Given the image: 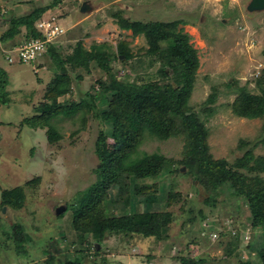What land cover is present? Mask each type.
<instances>
[{
    "label": "rangeland",
    "instance_id": "obj_1",
    "mask_svg": "<svg viewBox=\"0 0 264 264\" xmlns=\"http://www.w3.org/2000/svg\"><path fill=\"white\" fill-rule=\"evenodd\" d=\"M248 1L63 0L46 13L55 16L64 29L55 40L60 46L57 51L61 56L67 55L72 50L70 46L74 47L77 41L89 51L97 45L103 69L93 64L88 72L78 69L71 73L73 85L60 101L85 100L86 92L98 93L100 80L115 78L124 84L136 85L166 82L167 79L157 73L160 65L155 62L157 56L148 52L145 35L122 30L118 20L143 24L181 20L183 23L178 24L176 30L188 36V43L196 50L198 58L188 106L209 133L208 152L213 159L233 162L250 149L253 157L264 160V115L248 119L236 116L231 110L239 90L253 95L264 90V12L248 13ZM51 2L20 0L17 2L20 6L14 10V0H2L0 35L8 28L7 19L11 15H26L31 8L44 7ZM84 2L90 8L81 12ZM21 40L23 34L13 39L16 44ZM165 46L160 42V48ZM7 50L4 44L0 45V72L7 77L10 101L0 104V264H67L73 261L79 248L78 243L73 244L76 237L72 224L78 212V197L95 182L94 169L99 165L95 142L99 133L108 128L109 115L105 110L101 113L99 110L104 106H99V112L90 109V112H77L70 117L52 118L50 123L60 138L50 144L46 128L20 123L40 112L56 66L48 59H40L37 67L9 64ZM215 91V100L207 104L208 96ZM106 145L111 150L109 140ZM182 150L180 135L162 140L145 130L136 152L131 155L139 158L157 153L166 159V170L140 185H152L149 190L162 197L171 191L174 198L170 200L176 202L173 206L163 201L148 207L136 202L131 194V202H135L130 210H172L175 218L166 233L168 237L157 241L138 235L130 239L122 235L107 236L97 255L93 248L86 247L85 264H98L96 261L102 260L105 264H176V255L191 249L196 259H203L201 264H261L249 244L256 245L262 240L263 229L250 225L246 204L233 196L225 185L209 192L199 178L188 174L180 165ZM260 175L264 178V173ZM29 181L33 183L27 185ZM17 187L24 189L23 204L2 207V190ZM114 194L115 190H111L110 195ZM60 205L65 206V211L56 215L55 209ZM107 206L108 215H120L123 211L111 202ZM13 224H18L24 233L26 256L17 255L14 249L10 236ZM211 231L217 234L214 240ZM235 238L240 247L233 256L228 255V241L233 243Z\"/></svg>",
    "mask_w": 264,
    "mask_h": 264
},
{
    "label": "trees",
    "instance_id": "obj_2",
    "mask_svg": "<svg viewBox=\"0 0 264 264\" xmlns=\"http://www.w3.org/2000/svg\"><path fill=\"white\" fill-rule=\"evenodd\" d=\"M62 1L52 0L50 4L31 8L26 15L19 17L11 15L7 19L8 28L0 35V45L4 44L5 48L10 49L16 45L13 39L22 34L25 40L43 38L36 27L37 23L47 17L46 13L57 8ZM180 23L183 21L143 24L119 19L118 24L122 30H130L133 35H145L149 44L148 52L157 56L155 62H159L160 65L157 73L167 80L139 85L124 84L115 78L111 81L100 80L97 86L98 93L86 92L85 100L81 99L79 103H62L60 98L70 91L73 78L71 73L78 69L88 72L93 64L103 69L99 59V48L94 45L89 51L77 41L74 47L70 46L72 49L70 53L61 56L57 51L60 47L58 41L46 45L41 59L51 60L56 69L54 68L53 78L47 84L40 112L23 119L20 124L46 128L47 141L52 144L60 138V134L50 123L52 118L70 117L77 112H90V109L97 111L99 106H104L99 110L101 113L105 110L109 115V120L106 121L108 128L99 133L95 142L99 164L94 169L95 182L78 197V212L74 215L72 224L76 237L73 244L78 243L79 248L74 253L73 261H68L67 264H85L83 253L87 250L86 247L93 248L97 255L100 253L101 242L107 236L122 235L130 239L138 235L157 241L168 237L166 233L175 218L172 210L149 212L130 210V205L135 201L148 207L163 201L168 205L172 203L173 206V202H176L170 200L174 198L171 191L164 195V198L149 190L152 185H140L144 180L157 178L168 166L165 165L166 159L157 153L144 154L139 158L131 157L136 152L145 130L162 140L172 135H180L183 139V150L179 163L185 167L187 173L199 178L201 185H205L211 193L224 185L229 187L233 196L239 197L246 204L250 212L247 219L250 225L263 229L262 240L256 245L249 244V248L256 252L261 264H264V178L260 175L264 173L263 157H253L250 149L233 162L211 157L207 144L209 133L204 123L188 106V98L198 68V58L196 50L188 43V36L182 34L181 30H176ZM160 42L166 46L160 48ZM7 84V77L0 72L1 105L10 102ZM215 98L216 91L208 96L206 103L213 102ZM231 110L238 117L261 118L264 115V90L259 95L239 90ZM106 140L111 142V150L107 148ZM31 183L33 181L26 184ZM23 190V187L2 190V207L8 204H14L15 207L22 205L25 201ZM111 190H115L116 195H110ZM131 194L134 202H131ZM108 202L115 207L119 206L118 208L123 210L122 213L108 215L106 208ZM193 220L194 217L190 222ZM11 228L10 236L13 238L17 255L26 256L23 246L25 237L21 227L13 224ZM227 246L230 247L228 255L233 256L234 252L238 251L240 243L235 238V242L228 241ZM176 256L178 258L176 264L203 262L202 258L194 257L192 249ZM96 262L105 264L104 260Z\"/></svg>",
    "mask_w": 264,
    "mask_h": 264
},
{
    "label": "built area",
    "instance_id": "obj_3",
    "mask_svg": "<svg viewBox=\"0 0 264 264\" xmlns=\"http://www.w3.org/2000/svg\"><path fill=\"white\" fill-rule=\"evenodd\" d=\"M36 27L42 33L43 38L23 39L7 50L6 60L9 64L21 63L37 67L38 64L40 65V59L45 52L46 45L55 41L64 33V29L55 16L43 18L37 23ZM210 236L214 240L217 234L212 231Z\"/></svg>",
    "mask_w": 264,
    "mask_h": 264
},
{
    "label": "water",
    "instance_id": "obj_4",
    "mask_svg": "<svg viewBox=\"0 0 264 264\" xmlns=\"http://www.w3.org/2000/svg\"><path fill=\"white\" fill-rule=\"evenodd\" d=\"M90 7L88 6L87 3H82L80 7L81 12L88 11ZM246 11L248 13H259V12H264V0H249L247 5H246ZM65 211V206L60 205L55 209V214L59 215Z\"/></svg>",
    "mask_w": 264,
    "mask_h": 264
},
{
    "label": "crops",
    "instance_id": "obj_5",
    "mask_svg": "<svg viewBox=\"0 0 264 264\" xmlns=\"http://www.w3.org/2000/svg\"><path fill=\"white\" fill-rule=\"evenodd\" d=\"M1 1H2V0H0V4H1ZM3 1H4V0H3ZM8 1H9V0H8ZM11 1H12V0H10V2H11ZM19 1H20V0H18V1H17V0H14V5H12V6H13L12 9L15 10V7H17V5H19V4L17 3V2H19ZM19 6H20V5H19ZM18 10H20V8H18ZM23 10H24V12H25L26 9H23ZM26 13H27V12H26ZM21 14L23 15V14H25V13H20L19 15L22 16Z\"/></svg>",
    "mask_w": 264,
    "mask_h": 264
}]
</instances>
